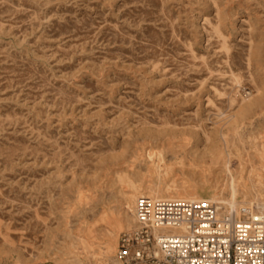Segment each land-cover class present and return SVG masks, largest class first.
Instances as JSON below:
<instances>
[{
	"label": "rangeland",
	"instance_id": "1",
	"mask_svg": "<svg viewBox=\"0 0 264 264\" xmlns=\"http://www.w3.org/2000/svg\"><path fill=\"white\" fill-rule=\"evenodd\" d=\"M163 192L264 204V0H0V264H115Z\"/></svg>",
	"mask_w": 264,
	"mask_h": 264
},
{
	"label": "built area",
	"instance_id": "2",
	"mask_svg": "<svg viewBox=\"0 0 264 264\" xmlns=\"http://www.w3.org/2000/svg\"><path fill=\"white\" fill-rule=\"evenodd\" d=\"M115 264H264V216L212 203L137 199Z\"/></svg>",
	"mask_w": 264,
	"mask_h": 264
},
{
	"label": "bare ground",
	"instance_id": "3",
	"mask_svg": "<svg viewBox=\"0 0 264 264\" xmlns=\"http://www.w3.org/2000/svg\"><path fill=\"white\" fill-rule=\"evenodd\" d=\"M159 184V183H158ZM131 189L133 190V192H137L136 188L131 185ZM154 192V193H153ZM150 191V193L156 195V191ZM149 193V192H148ZM133 194V193H132ZM140 194V193H139ZM143 197H146V196H143ZM136 198V195H130L127 197V200H128V203L129 204H133L134 200ZM147 198H150V199H153V200H161V199H167V201H179V202H191V203H194V204H197V203H211L207 200H200L201 198H199L196 194H192V193H189V192H186V193H183L182 195L181 194H175L172 195L170 192H163L161 194V196H157L156 198H161V199H154L152 197H147ZM176 198V199H175ZM212 198V201H216V196H211ZM209 200V199H208ZM212 202V203H213ZM135 207V206H134ZM232 210H235V207H230ZM133 213H134V208H133V205L131 207ZM258 212H260V214L262 216H264V204L262 205H259V209H258ZM121 221V220H120ZM122 222H126L125 219H122ZM124 226V225H123ZM126 226V225H125ZM110 239V238H109ZM87 243H85L86 245ZM81 245H84L83 243ZM90 246V244H89ZM92 246V245H91ZM84 247V246H83ZM109 247H112L111 244L108 242L106 244V248H109ZM86 248V247H84Z\"/></svg>",
	"mask_w": 264,
	"mask_h": 264
}]
</instances>
